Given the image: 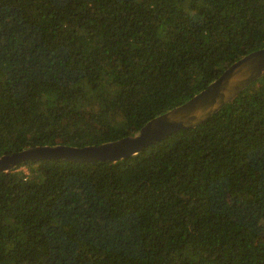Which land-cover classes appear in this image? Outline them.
Segmentation results:
<instances>
[{
	"label": "trees",
	"instance_id": "16d2710c",
	"mask_svg": "<svg viewBox=\"0 0 264 264\" xmlns=\"http://www.w3.org/2000/svg\"><path fill=\"white\" fill-rule=\"evenodd\" d=\"M262 47L264 0H0V155L125 136ZM0 264H264V75L118 162L0 171Z\"/></svg>",
	"mask_w": 264,
	"mask_h": 264
},
{
	"label": "water",
	"instance_id": "95a60500",
	"mask_svg": "<svg viewBox=\"0 0 264 264\" xmlns=\"http://www.w3.org/2000/svg\"><path fill=\"white\" fill-rule=\"evenodd\" d=\"M263 75L264 47L244 54L206 87L186 101L150 118L132 133L94 145L45 144L12 151L0 155V171H9L27 161L118 162L178 130L199 125Z\"/></svg>",
	"mask_w": 264,
	"mask_h": 264
},
{
	"label": "built area",
	"instance_id": "2783aa9c",
	"mask_svg": "<svg viewBox=\"0 0 264 264\" xmlns=\"http://www.w3.org/2000/svg\"><path fill=\"white\" fill-rule=\"evenodd\" d=\"M22 167H24V166H21L20 168H21V169H25V168H22Z\"/></svg>",
	"mask_w": 264,
	"mask_h": 264
},
{
	"label": "rangeland",
	"instance_id": "374dc122",
	"mask_svg": "<svg viewBox=\"0 0 264 264\" xmlns=\"http://www.w3.org/2000/svg\"><path fill=\"white\" fill-rule=\"evenodd\" d=\"M22 168H24V167H22Z\"/></svg>",
	"mask_w": 264,
	"mask_h": 264
}]
</instances>
